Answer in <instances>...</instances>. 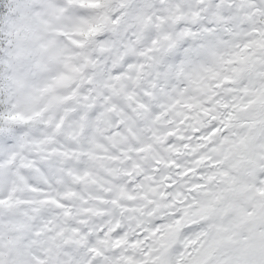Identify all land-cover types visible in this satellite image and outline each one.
Returning a JSON list of instances; mask_svg holds the SVG:
<instances>
[{
  "label": "snow or ice",
  "instance_id": "1",
  "mask_svg": "<svg viewBox=\"0 0 264 264\" xmlns=\"http://www.w3.org/2000/svg\"><path fill=\"white\" fill-rule=\"evenodd\" d=\"M0 264H264V0H0Z\"/></svg>",
  "mask_w": 264,
  "mask_h": 264
}]
</instances>
